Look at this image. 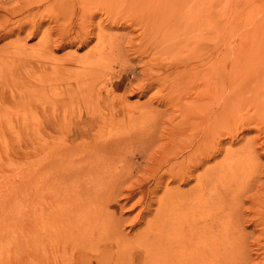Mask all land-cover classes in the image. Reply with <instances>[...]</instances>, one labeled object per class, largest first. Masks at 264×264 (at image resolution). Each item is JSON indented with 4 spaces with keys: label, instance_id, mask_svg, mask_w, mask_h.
Wrapping results in <instances>:
<instances>
[{
    "label": "rangeland",
    "instance_id": "1",
    "mask_svg": "<svg viewBox=\"0 0 264 264\" xmlns=\"http://www.w3.org/2000/svg\"><path fill=\"white\" fill-rule=\"evenodd\" d=\"M99 133L121 135L129 159L117 199L131 245L86 240L90 263L177 264L136 245L165 190L244 165L213 209V242L234 252L212 261L264 264V0H0V264H80L67 167Z\"/></svg>",
    "mask_w": 264,
    "mask_h": 264
},
{
    "label": "bare ground",
    "instance_id": "2",
    "mask_svg": "<svg viewBox=\"0 0 264 264\" xmlns=\"http://www.w3.org/2000/svg\"><path fill=\"white\" fill-rule=\"evenodd\" d=\"M96 62H98V60H96ZM84 82L85 79L83 76H81V78L77 80V88H83L82 84ZM88 114L90 116L87 117L85 120L93 121L95 119L94 114ZM98 115L101 116L102 113L98 112ZM101 117L105 119L103 115ZM129 117L130 116L127 115L126 119ZM126 119L124 117H121L116 118L115 120L112 119L111 121H121L125 123L126 121L127 123L130 122ZM132 127L133 129L135 128V126ZM102 135L100 133L95 135L94 144H86L87 148L83 149V151L78 152L75 155L76 159L73 160L67 167V176L69 175L73 179V182L70 183V185L67 184V190L69 191V194L72 197L71 202H69L67 206L69 211L68 217L71 216L70 220L67 217L69 221V224H67V226H69L70 228L67 229V235H70V238L73 240L76 239V249L80 248L84 251L83 252L82 250H79L80 252H83L82 254L79 253L81 255L80 264H92L89 262V253L87 252V250L84 249L87 243L86 240L92 243V248L94 252H98V250L96 249L99 248L100 241L105 242L107 244L111 243L112 241H115L117 245L121 243L126 247V242L127 244H130L128 243L127 238L121 235L120 225H122V222H120L119 216H122V213L119 212V209L122 203L120 204L117 199L118 181L123 177V181L126 182L125 179L131 176V174L127 173L128 171L126 172V170L129 169H127V167L129 166L126 163L129 161V159H123V153H120V149H117V143L121 135H114L119 139L116 138L113 141L109 140L110 135L108 137H104ZM116 149L119 151H117ZM113 154H115L116 157H114L115 155L113 156ZM194 165L196 166L198 164L195 163ZM243 167L244 165L234 166L233 169L230 171V175L226 177H224V175L221 173L216 178L219 180L216 184V182L214 181L215 178H213L216 175H210L213 174L212 165H207V169L205 168V172H199L200 174L198 173L196 177L193 178L194 183L187 190H180L178 188V185L176 187H168L164 192L166 193V201L164 203L162 202V205L160 204V208L158 204V211L157 209H153L155 211L154 216H151L154 220L156 212L158 214V212L162 211L160 213V218H162L160 224L158 225L157 222L156 224H154L153 221L149 222V225L147 226L151 227V229H146L143 233H140L136 237V245L138 247L143 246L148 252L151 250V247L154 248L155 246H160L161 250L163 248L167 251V254L171 252L168 255H165V258L172 260V258L174 257V260L176 259L177 264H183V261L187 262V264H214L212 261V256L220 257V254H228L230 251L232 252L231 255H233V243L228 244L229 240H227V243H224L222 249H220L217 243L213 242L214 221L216 219V216H214L213 214V209L214 205H223L225 203V195L229 194L230 197L232 196L231 193L234 192V189L232 188V185L230 183L231 181H238L237 176H239V170L243 169ZM188 169L186 170L187 172H189ZM183 173L186 172L184 171ZM182 176L184 175L182 174ZM182 176L181 178H183ZM158 184L159 183L157 182L155 183L156 187L159 186ZM215 188L220 189L218 191ZM153 195L155 196V193ZM142 217H144L143 214ZM139 219L141 220V218ZM155 220L157 219L155 218ZM134 221L136 220L134 219ZM72 227L76 228V230L72 229ZM164 229H166V234L163 238L162 232ZM81 231H85L86 238H84V235ZM151 233L152 235L150 236ZM124 239L126 241H123ZM234 242L237 243V241ZM227 244L228 246H226ZM129 248L127 247L128 250ZM73 249L74 248H72V250ZM109 249H111V247H109ZM123 250L125 251V249ZM133 250H131L132 256L130 258V263H134V258H136L135 255H137L134 254L135 252L133 253ZM166 251H164V253ZM159 252L162 251H160L159 249ZM120 254L121 252L119 253V255ZM154 254H157V252ZM103 256L104 255H97V253L95 254L96 264H100V262L103 260ZM160 256L162 255L160 254ZM108 258H111L110 255L107 257L106 260H108ZM150 258L152 259V257ZM226 260L225 258L224 261L223 259H221L223 263H226ZM172 262L173 261H171V263ZM215 263L220 264V261L218 263Z\"/></svg>",
    "mask_w": 264,
    "mask_h": 264
}]
</instances>
